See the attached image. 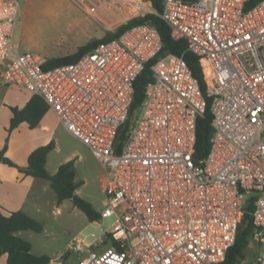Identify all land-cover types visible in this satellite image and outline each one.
<instances>
[{"label": "built area", "instance_id": "obj_1", "mask_svg": "<svg viewBox=\"0 0 264 264\" xmlns=\"http://www.w3.org/2000/svg\"><path fill=\"white\" fill-rule=\"evenodd\" d=\"M164 0L159 15L172 38L209 68L204 95L183 56L161 57L163 40L148 23L127 29L77 61L44 69L16 39L18 0H0V85L41 97L60 123L106 170L102 219L111 228L69 246L68 264H220L235 245L252 200L254 262L264 264V0ZM126 22L157 13L151 0H100ZM150 66L152 82L119 145ZM211 100L213 135L195 157L197 121ZM62 264V263H61Z\"/></svg>", "mask_w": 264, "mask_h": 264}, {"label": "rangeland", "instance_id": "obj_2", "mask_svg": "<svg viewBox=\"0 0 264 264\" xmlns=\"http://www.w3.org/2000/svg\"><path fill=\"white\" fill-rule=\"evenodd\" d=\"M18 1L21 15L16 39L23 52L35 53L44 61L71 56L80 47L104 38L108 32L116 31L126 23L119 19L122 14L118 11L113 15L104 10L105 13L100 12L98 17L89 14L87 10L94 9L100 0ZM63 128L61 124L58 131L60 150H54L50 155L49 169L56 171L60 163L72 156L77 170L76 181L81 183L77 194L101 214L107 200L106 170L87 146ZM40 205L39 210L30 208L29 216L43 226V232L22 231L19 237L31 243L34 255L48 256L53 264H68L76 260L69 246L81 232V237L86 236V242L91 243L94 240L92 234L102 235L100 225L108 229L115 222L114 218L90 222L72 200L59 205L53 189L44 194ZM256 252L257 249L250 248L251 262H254ZM0 264H7V255Z\"/></svg>", "mask_w": 264, "mask_h": 264}, {"label": "trees", "instance_id": "obj_3", "mask_svg": "<svg viewBox=\"0 0 264 264\" xmlns=\"http://www.w3.org/2000/svg\"><path fill=\"white\" fill-rule=\"evenodd\" d=\"M151 1L157 13L135 17L120 26L116 31L108 32L104 38L91 41L80 47L78 51L71 56L45 61L43 68L49 69L75 62L84 54L92 52L101 43L109 42L120 37L127 29L136 25L148 23L155 26L161 34L163 51L160 56L164 57L169 54L183 56L192 74L198 79L201 89L206 96V90L210 80L209 68L200 57L188 51L186 40L176 41L172 38L170 26L159 16L164 9V0ZM183 1L191 2L193 0ZM259 1L260 0H250L248 7H253ZM152 76V71L149 66L142 72L135 83V96L130 110V116L119 136L120 146L125 139L126 131H128L132 124L133 118L145 101L149 85L152 82ZM206 99L207 108L205 112L199 116L197 121L195 157L198 161L207 155L210 149V138L214 132L212 126L213 115L211 113L212 102L210 99ZM13 113L15 116L12 120L9 132L15 129L20 121V111L13 109ZM53 149L54 144L36 149L30 155L27 167L21 168L5 157L7 150L6 145L0 153V162L16 167L20 172L26 175L48 181L57 196L59 205L66 200H72L74 205L87 215L90 222L94 223L100 221L102 219L101 214L97 212L89 202L85 201L77 194V190L80 188L81 183L76 181L77 170L74 160L61 165L58 171L53 175L48 172V156ZM253 209V202L251 200L247 204L246 210L242 216L235 245L227 253L225 261L220 264H240V262L244 260H251L252 257L249 258V250L251 248L250 245L253 234L255 233V226L251 216ZM22 231L41 233L43 232V226L37 220L22 211L12 212L6 215L0 206V259L6 254L8 256L7 264H51L52 259L50 257H39L34 255L32 253L31 243L16 235Z\"/></svg>", "mask_w": 264, "mask_h": 264}, {"label": "crops", "instance_id": "obj_4", "mask_svg": "<svg viewBox=\"0 0 264 264\" xmlns=\"http://www.w3.org/2000/svg\"><path fill=\"white\" fill-rule=\"evenodd\" d=\"M13 109L20 111V121L9 132L15 116ZM60 127L58 116L41 97L22 89L0 85V153L7 145L5 157L14 164L21 168L27 167L32 152L49 144H54L53 151L60 150ZM53 151L49 153L47 161V170L52 175L61 165L74 160L72 156L67 157L56 171L51 172L49 158ZM50 189L48 181L26 175L18 168L0 162V206L6 215L18 211L31 215L30 208L39 210L40 201ZM16 235L19 236L20 232Z\"/></svg>", "mask_w": 264, "mask_h": 264}, {"label": "bare ground", "instance_id": "obj_5", "mask_svg": "<svg viewBox=\"0 0 264 264\" xmlns=\"http://www.w3.org/2000/svg\"><path fill=\"white\" fill-rule=\"evenodd\" d=\"M87 12H89V10H87Z\"/></svg>", "mask_w": 264, "mask_h": 264}]
</instances>
